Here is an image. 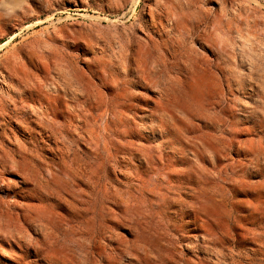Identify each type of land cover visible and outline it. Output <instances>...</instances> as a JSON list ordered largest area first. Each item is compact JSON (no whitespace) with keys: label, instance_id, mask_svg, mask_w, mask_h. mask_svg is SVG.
Here are the masks:
<instances>
[{"label":"rangeland","instance_id":"1","mask_svg":"<svg viewBox=\"0 0 264 264\" xmlns=\"http://www.w3.org/2000/svg\"><path fill=\"white\" fill-rule=\"evenodd\" d=\"M136 44L144 45L141 73L128 58ZM87 102L97 135L107 125L112 155L98 171L113 196L77 182L82 200L92 190L99 197L92 227L114 222L105 236H164L161 264H264V0H0V145L35 152L25 167L43 197L19 209L17 195L34 187L7 174L9 194L0 182V264H47L45 251L26 255L5 236L51 233L62 238L57 249L72 247L69 159H86L88 145L65 124ZM47 108L63 137L40 130ZM3 162L24 168L19 153H3L0 170ZM126 253L114 264H131Z\"/></svg>","mask_w":264,"mask_h":264},{"label":"bare ground","instance_id":"2","mask_svg":"<svg viewBox=\"0 0 264 264\" xmlns=\"http://www.w3.org/2000/svg\"><path fill=\"white\" fill-rule=\"evenodd\" d=\"M163 3V2H162ZM165 6V5H164ZM159 7V6H158ZM161 8V7H160ZM169 10V9H167ZM165 11V10H164ZM171 11V10H170ZM169 14V13H168ZM154 17V16H153ZM172 19V18H171ZM155 20V19H154ZM159 20V19H158ZM177 20V19H176ZM162 21V20H161ZM157 22V21H156ZM166 22V21H165ZM171 22V21H170ZM168 23V22H167ZM155 25V24H154ZM158 25V24H157ZM152 27V26H151ZM158 28V27H157ZM159 30V29H158ZM160 31V30H159ZM173 33V32H172ZM177 33V32H176ZM170 34V33H169ZM178 34V33H177ZM122 35V34H121ZM161 36V34H159ZM171 36V35H170ZM169 36V37H170ZM123 37V36H122ZM162 37V42L164 43L166 40L164 36ZM173 37V36H172ZM181 37V35H180ZM127 38V37H126ZM125 39V38H124ZM149 41L154 42L155 38L148 36ZM175 39V38H173ZM126 40V39H125ZM172 40V39H171ZM169 40V41H171ZM178 40V39H177ZM122 41V39H121ZM129 41V40H128ZM127 41V42H128ZM133 41V40H131ZM130 41V42H131ZM149 41L147 42L146 46H148ZM174 41V40H172ZM176 41V39H175ZM126 42V43H127ZM160 42V41H159ZM129 43V42H128ZM135 43V42H134ZM133 43V44H134ZM141 43V41H140ZM155 43V42H154ZM157 43V42H156ZM161 43V42H160ZM166 43V42H165ZM168 43V42H167ZM124 44V43H123ZM145 44V43H143ZM143 44H136L137 48L131 49L132 51L128 55V58L133 59L135 63L138 66V73H141L143 70L140 69L139 65L141 63V56H142V47L144 46ZM172 45L173 43L170 42ZM178 44V43H177ZM175 45V44H174ZM163 46V44H162ZM161 46V47H162ZM166 46V45H165ZM134 47V46H133ZM150 47V46H149ZM125 48V47H122ZM167 48V47H166ZM169 48V47H168ZM114 49V48H113ZM152 49V48H151ZM163 49V48H161ZM160 49V51H161ZM170 49V48H169ZM168 49V50H169ZM123 50V49H121ZM175 50V49H174ZM179 50V49H178ZM124 51V50H123ZM129 51V50H128ZM203 51V50H202ZM147 52V51H146ZM145 52V53H146ZM154 52V51H152ZM171 52V49L170 51ZM181 52V51H180ZM144 53V54H145ZM155 53V52H154ZM166 53V52H165ZM178 53V52H177ZM119 54V53H118ZM122 54V52H121ZM120 54V55H121ZM128 54V53H127ZM126 54V55H127ZM162 54V53H161ZM164 54V53H163ZM169 54V53H168ZM172 54V53H171ZM170 54V55H171ZM150 55V54H149ZM178 55V54H177ZM176 55V56H177ZM123 56V55H122ZM122 56L121 59H122ZM182 56V55H181ZM116 57H118L116 55ZM110 58V57H109ZM124 58V57H123ZM127 58V57H125ZM147 58V57H146ZM167 58V57H165ZM104 59V58H103ZM107 59V58H106ZM173 59V58H172ZM109 60V59H108ZM119 60V57H118ZM123 60V59H122ZM125 60V59H124ZM149 60V59H148ZM147 60V61H148ZM99 61V60H98ZM121 61V60H120ZM127 61V60H126ZM129 61V60H128ZM132 61V60H131ZM145 61V60H144ZM179 61V60H178ZM97 62V61H96ZM130 62V61H129ZM128 62V63H129ZM143 62V61H142ZM146 62V61H145ZM149 62V61H148ZM110 63V62H109ZM134 63V62H133ZM178 63V62H177ZM193 63V62H192ZM130 64V63H129ZM131 65V64H130ZM135 65V64H134ZM143 66V64H141ZM140 65V66H141ZM147 65V64H146ZM149 65V64H148ZM181 65V63H180ZM184 65V64H183ZM190 65V63H189ZM192 65V64H191ZM198 65V64H197ZM200 65V64H199ZM198 65V66H199ZM101 68V65H99ZM129 66V65H128ZM132 66V65H131ZM182 66V65H181ZM193 66V65H192ZM191 66V67H192ZM126 67V66H125ZM130 67V66H129ZM135 67V66H134ZM117 68V67H116ZM142 68V67H141ZM180 68V67H179ZM184 68V67H183ZM106 68H104L105 70ZM131 69V68H130ZM151 69V68H149ZM115 70V69H114ZM127 70V69H126ZM133 70V69H132ZM145 70V69H144ZM181 70V69H180ZM184 70V69H183ZM127 72V71H126ZM149 72V70H148ZM112 73V72H111ZM117 74V73H116ZM136 76V75H135ZM146 76V74H145ZM141 77V75H140ZM140 77L138 79H140ZM144 77V76H143ZM113 78V76H112ZM142 78V77H141ZM108 80V79H107ZM111 80V79H110ZM109 82V80H108ZM111 82V81H110ZM145 82V81H144ZM117 83V82H116ZM115 83V84H116ZM147 85V84H146ZM147 88V87H146ZM154 93V92H153ZM142 95V94H141ZM145 97H148L147 94H145ZM149 95V94H148ZM93 96V95H92ZM144 96V94H143ZM161 96V95H160ZM95 96H93L94 98ZM150 101L152 100V96ZM91 99V97H89ZM145 99V98H144ZM155 99V98H153ZM83 100V99H82ZM143 100V99H142ZM148 100V99H147ZM96 101V100H95ZM106 101V100H105ZM149 101V100H148ZM156 103V101H154ZM104 103V101H103ZM119 104V103H118ZM148 104V103H147ZM76 105V103H75ZM98 105V104H97ZM111 105V103H110ZM102 106V105H101ZM105 106V105H104ZM153 106V104H152ZM78 107V106H77ZM76 109L74 111L68 112V116L66 119V124L69 128L70 131L73 132L74 136H77L79 138H84L83 140L87 143V148L84 151L86 155V159L81 158L77 153H72V157L70 158L69 161L71 162L68 168H70L72 172V180H73V186L74 189L78 188V183L79 181H84L88 185H91L92 188H95L96 191H98V196L102 199H109L111 197V193L109 191V184H103L101 186L102 182V176L100 175V172L98 171L103 170L106 165L107 161L109 160L110 156V142H109V137L107 136L108 131L105 128L103 129L104 132L103 134L97 135L95 124L97 122V117L93 113V109L89 103L87 102V106L85 108H80ZM108 107V105H107ZM106 108V106H105ZM55 109V108H54ZM59 109V108H58ZM100 109V107H99ZM104 109V108H103ZM118 109V108H116ZM122 110V109H121ZM108 111V110H107ZM114 111V110H113ZM106 112V111H105ZM115 112V111H114ZM116 113V112H115ZM124 113V112H123ZM109 114V113H108ZM118 114V113H117ZM121 114V113H120ZM46 115L48 116L46 119L45 125L39 124L40 130L43 129V132L48 133L50 139L52 137L56 138V135H62L63 137V130L61 131L60 125H58L59 121V116L57 113H55L53 110L50 108H47L46 110ZM125 115V114H124ZM44 116V115H43ZM51 116V118H49ZM115 116V115H114ZM118 116V115H117ZM121 117V116H119ZM100 118V117H99ZM128 118V116H127ZM117 119V117H116ZM121 119V118H120ZM129 119V118H128ZM44 121V122H45ZM112 121V120H111ZM126 121V120H125ZM43 122V123H44ZM65 122V121H64ZM114 122V121H113ZM119 123V122H118ZM120 124V123H119ZM56 125L60 126V128H56ZM62 125V123H61ZM64 125V126H65ZM115 125V124H114ZM63 126V127H64ZM66 126V127H67ZM25 127V126H24ZM98 127V126H97ZM113 127V126H112ZM28 128V127H27ZM30 128V127H29ZM101 128V127H100ZM110 128V127H109ZM117 128V127H116ZM25 129V128H24ZM154 130V129H153ZM25 131V130H24ZM31 131V130H29ZM39 131V130H38ZM69 131V129H68ZM155 131V130H154ZM3 132L5 130L3 129ZM66 132V131H65ZM113 132V131H112ZM161 132V131H160ZM42 133V132H41ZM62 133V134H60ZM100 133V132H99ZM8 135V133H6ZM33 135V134H32ZM65 135V134H64ZM67 135V134H66ZM69 136V135H68ZM111 137V136H110ZM67 138V137H66ZM75 138V137H73ZM16 139V138H15ZM53 139V138H52ZM112 139V138H111ZM8 143L11 144L13 140L10 139V137H7ZM57 140V139H54ZM59 140V138H58ZM57 140V141H58ZM64 140V139H63ZM62 140V141H63ZM68 142L69 140L66 139ZM73 140V139H72ZM80 140V139H79ZM113 140V139H112ZM5 141V140H4ZM17 139L15 140V142ZM61 140H59L60 142ZM2 142V141H1ZM74 142V140L72 141ZM80 142V141H79ZM83 142V141H82ZM4 143V142H2ZM7 143V142H6ZM58 143V142H57ZM61 143V142H60ZM85 143V144H86ZM63 144V143H62ZM15 145V143L13 144ZM63 145H66L65 143ZM73 146V143L71 144ZM5 143L4 145H0V156L3 157V153H12L13 155L19 153L20 158L22 162L24 163V168L18 167L15 171L16 172H11L9 170V167L5 165L3 162V167L0 170V182L4 185V189L6 190L5 192L11 194L12 192H15V187L13 186L12 179L6 178V175L10 174L12 176H19L23 175L22 177V184L23 186H30L32 185L34 188L33 189H24L23 192H20L17 196H19L23 201L21 203H14L16 207L19 209H24L30 207V203L32 201H37L41 200L43 197H40L41 195V187L39 183L37 182L36 179L33 178V175L29 172L28 168L25 167L30 166L32 164L31 158H36L37 155L35 156V152H30L28 149H26L25 146H18L19 149L15 153L12 148L6 149ZM10 146V145H9ZM16 146V145H15ZM77 146L80 147L78 144ZM17 147V148H18ZM9 148V147H8ZM61 148V147H60ZM59 148V149H60ZM71 147H68V149ZM75 148V147H74ZM58 149V150H59ZM67 149V146H66ZM82 149V148H80ZM78 149V150H80ZM85 149V148H84ZM77 150V151H78ZM62 151V150H61ZM59 151V152H61ZM75 151V150H74ZM73 151V152H74ZM70 152V151H69ZM68 152V153H69ZM72 152V151H71ZM70 152V153H71ZM79 152V151H78ZM67 153V151H66ZM64 151H62V154H65ZM106 153H108V156H104ZM104 154V155H102ZM61 155V154H60ZM68 155V154H67ZM63 157V161H66V158H69L70 155ZM147 158V157H146ZM152 160V158H151ZM62 161V162H63ZM68 161V162H69ZM147 165L151 164L150 160L146 159L144 160ZM17 162V161H15ZM67 162V163H68ZM155 163V161H153ZM18 163V162H17ZM66 163V164H67ZM63 164V163H62ZM155 165V164H154ZM68 166V164L66 165ZM66 168V167H65ZM147 168V166H146ZM69 172V171H68ZM37 177V176H36ZM105 178V177H104ZM197 178V177H196ZM192 179H189L188 182H192ZM199 180V179H198ZM206 181V180H205ZM208 183V182H207ZM78 184V185H77ZM85 184V183H84ZM193 184V183H192ZM205 184V183H204ZM112 185V184H111ZM189 185V184H188ZM210 185H212L210 183ZM80 186V185H79ZM113 186V185H112ZM201 187V186H200ZM204 187V186H203ZM25 188V187H23ZM91 188V187H90ZM207 188V187H206ZM1 190L3 188L0 187ZM89 189V188H88ZM119 189V188H118ZM90 190V189H89ZM92 190V189H91ZM117 190V188H116ZM122 190V189H120ZM210 190V189H208ZM11 192V193H10ZM114 192V191H113ZM199 192V191H198ZM209 192V191H208ZM212 192V189H211ZM214 192V191H213ZM83 193V192H82ZM80 190L76 189L74 190V193H71V201H66L68 205V211L66 215L64 216L65 220V225H66V231L69 233H72L74 236H71L72 239V247L65 249H57L58 248V243L60 242L61 236H56L52 235L51 233H43L41 236H10L7 237L5 236V239L9 241L10 243L13 242L15 246L20 247L23 252L27 255L32 252L33 257H39L41 252L45 251L46 256H45V261L47 264H92L91 261L92 259H95L94 264H114L115 261H120L125 257V253L129 252V258L131 264H161L165 258L168 259V245L166 246L162 244V240L164 236H130L132 239L127 238L126 236H119V234H115L116 236H105L106 234L112 233L114 229H117L118 223L113 222V226H109L108 223H102L101 226L96 225V227L91 226V222L88 221L89 219L87 218L88 214L90 213V205L92 203L97 202V197H95V191H89L86 193L87 197L86 199L82 200V194ZM97 193V192H96ZM207 193V192H206ZM211 194V193H209ZM69 195V194H68ZM118 198V196H121L119 190L116 191L114 194ZM123 195V194H122ZM113 196V195H112ZM85 197V196H84ZM122 197V196H121ZM189 197V194H188ZM211 197V196H210ZM97 198V199H96ZM114 198V197H113ZM116 198V199H117ZM213 198V196H212ZM211 198V199H212ZM80 199V200H79ZM122 199V198H121ZM0 200H3L0 198ZM115 200V199H114ZM99 201V200H98ZM116 201V200H115ZM119 201V200H118ZM191 201V200H190ZM184 202V201H183ZM187 202V201H186ZM9 205L10 203L7 202ZM210 203V200H209ZM119 205V203L117 204ZM207 205V204H206ZM94 206V205H93ZM93 210V209H92ZM97 212V211H96ZM200 212V211H199ZM196 213V212H195ZM91 214V213H90ZM97 214V213H96ZM201 214V213H200ZM198 215V214H197ZM203 215V214H202ZM97 216V215H96ZM194 216V213H193ZM200 217V215L198 216ZM202 217V216H201ZM203 218V217H202ZM88 219V220H87ZM92 219V218H91ZM98 221V220H97ZM110 221V220H109ZM195 221V220H194ZM123 223V222H122ZM96 224V222H95ZM95 226V225H94ZM132 226V225H130ZM138 233V232H137ZM114 234V233H113ZM118 235V236H117ZM169 237V236H168ZM206 238V236H205ZM208 238V237H207ZM209 240V239H206ZM213 240V239H212ZM164 241V240H163ZM168 242V241H166ZM165 244V241H164ZM167 247V248H166ZM60 248V247H59ZM164 248V249H163ZM71 249H76L71 250ZM169 249V248H168ZM79 250V251H78ZM172 252V251H171ZM128 256V253H126ZM127 258V259H129ZM173 259V258H172ZM17 261V260H15ZM114 261V262H113ZM168 261V260H167ZM174 261V259H173ZM172 261V262H173ZM165 262V261H164ZM117 263V264H119ZM166 263V262H165ZM169 263V262H168ZM123 264V263H122Z\"/></svg>","mask_w":264,"mask_h":264}]
</instances>
